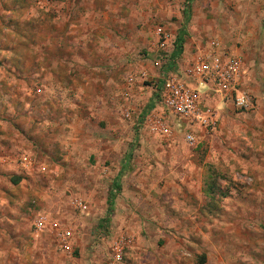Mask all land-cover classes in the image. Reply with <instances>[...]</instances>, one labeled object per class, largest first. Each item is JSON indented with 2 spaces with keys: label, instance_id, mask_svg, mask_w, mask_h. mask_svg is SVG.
I'll return each instance as SVG.
<instances>
[{
  "label": "rangeland",
  "instance_id": "rangeland-1",
  "mask_svg": "<svg viewBox=\"0 0 264 264\" xmlns=\"http://www.w3.org/2000/svg\"><path fill=\"white\" fill-rule=\"evenodd\" d=\"M157 25L174 39L184 30L173 71L212 38L244 60L251 106L215 95L216 128L194 129L193 145L142 123L159 86ZM220 143H237L231 173L245 174L219 180L221 206L205 207L200 223L198 164ZM136 188L179 219L167 220L154 264H264V0H0V264H137L129 243L121 260L111 252L122 189ZM65 230L69 249L56 236Z\"/></svg>",
  "mask_w": 264,
  "mask_h": 264
},
{
  "label": "built area",
  "instance_id": "built-area-1",
  "mask_svg": "<svg viewBox=\"0 0 264 264\" xmlns=\"http://www.w3.org/2000/svg\"><path fill=\"white\" fill-rule=\"evenodd\" d=\"M155 54L152 65L161 69L158 75L159 86L156 89V100L153 107L142 117L143 126L151 135L170 137L180 133L184 140L193 145L197 141L194 129L203 133L216 128L218 117L213 104L209 103L215 95L223 103H230L236 108L246 109L251 106L248 92L241 85L244 74V60L240 53L228 51L218 38H212L205 46L197 49L190 61L180 70L165 69L170 61L174 48L172 33L165 27L157 25L154 28ZM141 79L147 76L146 70L138 73ZM136 75L129 74L127 82H132ZM129 117L130 112L126 111ZM81 210L86 205L81 201L75 202ZM43 217L35 224L42 226ZM71 230L59 231L57 238L65 249L72 236ZM130 239L121 235L111 244L112 258L122 259V252Z\"/></svg>",
  "mask_w": 264,
  "mask_h": 264
},
{
  "label": "crops",
  "instance_id": "crops-1",
  "mask_svg": "<svg viewBox=\"0 0 264 264\" xmlns=\"http://www.w3.org/2000/svg\"><path fill=\"white\" fill-rule=\"evenodd\" d=\"M235 148H237V143H220V148L210 145V150L212 151L209 154L205 155L198 164L201 166H199V170L196 174V200L195 204L192 206L193 210L195 211L191 212L196 213V218L200 223L207 220L204 213L206 211L205 207L209 205L211 208V206H213L214 209L212 210L216 211L215 208L217 207L219 209V206H221V203L219 204V206L217 205V199L219 196H221L219 195L221 193L220 186H218L219 180H226L229 174H234L238 178L245 174L244 172L242 173L243 169L241 171H235L231 173L232 166H235L237 162H240L238 158L237 161L231 158V156H234L232 154L235 152ZM233 158H235V156ZM245 165H251V162H247V164ZM206 169L209 171H206ZM215 180H217V183L215 182ZM130 190L132 189H122L121 195L123 196V198H120L122 205L126 206L125 208H123L124 210L121 213L123 217H121L119 220L120 226L122 227L121 230H123L121 234L126 235L130 239L129 247H131L132 251L134 252L135 256L133 259L138 262L137 264H154V261L160 258V254H158L157 250L159 243L161 242V240L166 241L168 239V235L164 230L169 226L167 224V220H170L177 224L179 222V219L177 220L175 215L171 214V211H168L163 207L158 211H153L152 208L154 207H152V204L154 203H152V195L150 193V195H147L148 197L145 196L143 198V196L146 195L145 193H143V190L137 188L135 189V191ZM231 192L232 191H229V193ZM164 195L165 197L170 196L167 192H164ZM137 197H142V203H145L146 205L142 206L143 209L140 210V214L139 212L136 213V217L128 218L129 214L128 212H126L130 211V207L128 204L132 202V199H136ZM124 198L129 199L127 200V203L124 201ZM147 198H149V200H147ZM171 202L173 201L170 200L169 203ZM117 209L119 210L118 207ZM215 214L217 215V213ZM131 228H136L137 230L131 231ZM150 229L154 231V235L149 234L150 232L147 233V231H150ZM146 243L147 245H145ZM181 247L182 246L179 242H175V245L171 248L172 254H175V256L178 255ZM184 256H189V253H185ZM115 263L125 264V262L121 261L113 262V264Z\"/></svg>",
  "mask_w": 264,
  "mask_h": 264
},
{
  "label": "trees",
  "instance_id": "trees-1",
  "mask_svg": "<svg viewBox=\"0 0 264 264\" xmlns=\"http://www.w3.org/2000/svg\"><path fill=\"white\" fill-rule=\"evenodd\" d=\"M183 35H184V30L182 29L179 32V34L175 37V39H174V48H173V50L171 51V54H170V61H169V64L167 65V67H165V69L174 70L175 61H176L177 57H179V55L182 52L181 41L183 39ZM153 105H154V102L150 103L146 110L151 109L153 107ZM107 200L109 202V205L111 206V204L113 202V194L112 193H109Z\"/></svg>",
  "mask_w": 264,
  "mask_h": 264
}]
</instances>
